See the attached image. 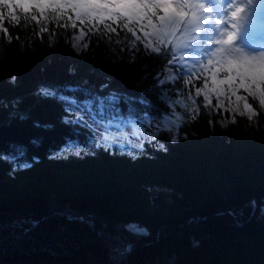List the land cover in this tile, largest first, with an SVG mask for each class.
Listing matches in <instances>:
<instances>
[{
    "label": "trees",
    "instance_id": "16d2710c",
    "mask_svg": "<svg viewBox=\"0 0 264 264\" xmlns=\"http://www.w3.org/2000/svg\"><path fill=\"white\" fill-rule=\"evenodd\" d=\"M25 2L0 0V102L19 100L29 117L10 120L0 106V154L22 143L31 165L13 172L0 160V264H264V110L250 97V85L236 94L257 113L251 120L206 94L210 82L199 70L207 60L193 61V54L175 48L183 6L166 3L164 13L150 6L147 22L88 13L81 25L76 17L89 9L79 11L76 0ZM159 18L177 19L178 28L169 35ZM100 19L116 32L100 31ZM89 22L98 30L89 31ZM121 24L142 38L140 51L125 40L135 37ZM81 28L85 39L76 49L72 37ZM168 57L187 74L177 77ZM158 73L169 83L158 85ZM65 85L100 95L143 94L151 107L137 104L136 119L169 113V100L189 93L196 111L184 118L175 141L172 132H162L135 158L103 148L56 158L66 138L88 145L62 123L59 103L36 95L41 86ZM120 108L127 115L123 102ZM132 225L143 232L130 231ZM119 248L130 251L119 256Z\"/></svg>",
    "mask_w": 264,
    "mask_h": 264
},
{
    "label": "snow or ice",
    "instance_id": "6c2138e0",
    "mask_svg": "<svg viewBox=\"0 0 264 264\" xmlns=\"http://www.w3.org/2000/svg\"><path fill=\"white\" fill-rule=\"evenodd\" d=\"M11 7V5H9ZM25 11L28 10L27 6L22 5ZM168 7H165V11H167ZM201 7H203L201 5ZM88 12L83 13V17L78 14L76 19L80 21V24L83 25L85 23V19L88 16ZM236 13H233L235 16ZM13 20H16V16L11 17ZM33 20L36 17H32ZM71 19V18H69ZM109 19H112L109 17ZM90 23L89 31L98 30L94 24ZM99 24L104 25L103 29H99L102 32H116V28L112 27L111 24H105L103 19L98 21ZM175 21H169V24H173ZM249 23V18L247 23ZM67 26V25H65ZM72 28H77V24L75 21L70 25ZM122 28L126 29L128 32H131L135 37V40H132V37H125V40L132 42V48H136V43L140 41L142 38L140 36H136L135 32L132 28H129L127 24H121ZM6 31V30H5ZM41 31H47L46 28H42ZM217 24L211 23L206 30L201 35L193 36L192 42H190L187 47L184 49L186 55H190V58L195 61V57L199 56L203 59L202 53L209 52L211 50V46L213 45V41L215 36L217 35ZM53 35H55V31H53ZM61 35H66L61 33ZM12 37H8V42H11ZM72 47L79 49L81 47V41L85 39V29L81 28L78 33L74 34ZM232 37L229 34V39L225 41V43H229ZM118 41H113V43H117ZM150 46V45H149ZM84 49H87L88 44L84 43L82 45ZM124 49L121 48V51ZM137 51L141 49L136 48ZM129 51H131L129 49ZM146 55H150V53H145ZM167 57V53H165ZM134 58V57H133ZM168 63L175 66V74L177 77H183L185 74V69L183 65L175 59L168 57ZM15 77H12V82H15ZM157 83L160 86H163L169 83L168 78H163L162 73L157 74ZM174 79V78H173ZM243 80H241V85L243 86ZM104 87H107L105 85ZM37 96L42 97L44 99H51L59 103L63 109L64 115L62 117V123L69 128H71L72 134L74 136L83 135L85 138V142L88 144L89 149L95 147H104L105 149H111L113 147L118 148L121 152H127L129 156L135 158L134 153L140 152L142 154V149L145 141L151 142L155 140L157 135L162 132L171 133L173 129H178L180 124V115L175 112V104H179L180 101L173 102V110L169 113H165L161 116H153L150 117L145 114L142 118L136 119L137 108L136 105H142L145 107H151L150 104L147 103L146 99H144L143 94L141 97H131V96H122L115 92L109 93L108 95H100L97 94L94 90L85 89L82 87H72L69 85H65L63 87L56 86H41L37 93ZM255 95V93H253ZM162 101L168 100V95L165 93L160 96ZM124 103L127 106V115H124L121 111L120 105ZM20 103L19 100H13L9 102H0V106L8 112V118L10 120H19L25 121L29 117L26 113H23L17 107ZM260 105H264V94L261 95V99L259 101ZM244 108L246 113L248 114V119L251 120L253 116L257 115L251 105L247 102L244 104ZM195 118V117H193ZM235 122V121H233ZM34 127L36 128H48L49 125H41L40 123H34ZM127 129L130 131V136L124 134V130ZM147 129V133L145 132ZM116 133H120L116 135ZM172 140L175 141L176 137L172 136ZM32 145H38V139H32L30 141ZM159 148L163 149V144L157 145ZM81 147L78 140L66 138V144L59 151L54 153V157L60 158L66 156L68 154L74 153L75 155L81 154ZM27 147L22 143H10L8 145V151L0 154V160L6 161L12 165V171L15 172L20 169H27L31 167V165L26 160ZM129 230L135 233L143 232V229L138 228L135 225L129 226ZM130 249L128 248H119L116 250L117 255L123 256Z\"/></svg>",
    "mask_w": 264,
    "mask_h": 264
},
{
    "label": "rangeland",
    "instance_id": "374dc122",
    "mask_svg": "<svg viewBox=\"0 0 264 264\" xmlns=\"http://www.w3.org/2000/svg\"><path fill=\"white\" fill-rule=\"evenodd\" d=\"M27 1L25 2V5L30 4L31 2L38 3L42 0H22ZM50 1V0H46ZM101 2L99 6H97L96 2ZM76 0V6H78L79 11L82 7H87L89 9L90 14H96V13H103L104 15L111 16L112 14H118L121 16H124L127 19H133V20H146L148 21V18L145 16V9L150 10V4L153 3V6L161 7V10L163 11L162 7L166 6V3H168L170 6L180 9L181 8V2L182 0ZM188 1V0H186ZM191 1V0H189ZM188 1V2H189ZM195 2L201 3L205 6L203 9V18H200L199 14H195L193 11H191V8L194 9L196 6H187L186 8V16L182 25V29L184 28V37L186 40L182 42L181 39L177 37V40L175 41V48L177 50H184V48L187 47V45L192 42V37L197 36L196 34H192V31H197L198 35H201L203 32H206L209 25L211 23L217 24V30L218 35L223 36L224 39L220 40L217 38H214L213 45L216 43H219L217 45V50H210L209 52L203 53L202 55L204 57H208L206 59L207 65L212 66L207 68L204 67L201 71L203 75H205L210 82V84L206 85L205 91L206 94L209 97H214L217 100H219V97L221 98L220 102L222 100L226 101L225 105L226 108L230 113L234 114H243L248 117V114L246 113V110L244 108L245 102H247L244 99V96L236 94V91L238 89H241L246 84L247 86L250 85L252 90L249 95L254 100H256V105L258 106V109L264 110V105H260L259 101L261 99V95L264 94V52H261V50H258L259 46L257 43L253 41L254 38H252L253 34H256V32H259L261 30H264V20L258 23V18L264 17V3L261 2V0H231L228 4V10L225 12L223 11V1L220 0H193ZM71 2V1H70ZM149 4V5H148ZM209 5V6H207ZM199 9V8H198ZM254 9L255 12L252 10ZM215 12L219 13V15H216ZM233 13H236L235 16H233ZM111 14V15H110ZM100 15V14H98ZM259 15V16H257ZM249 18V23H247V20ZM161 19V18H159ZM162 20V19H161ZM173 21V18H171ZM226 21V24H223L222 22ZM163 28L170 27V34L173 30H176L177 26V19L175 20V23L170 25L169 23L165 22L164 20L161 21ZM246 22V23H244ZM252 33H250L251 31ZM151 34L153 37L162 38L161 35L158 32V29L155 28L150 29ZM229 34H231V37L235 43L232 46L225 45V41L229 39ZM173 36H171L172 38ZM254 37V36H253ZM174 38H176L174 36ZM249 38V39H248ZM212 47V46H211ZM177 54L179 51L176 52ZM182 54V52L179 53V57ZM200 62V61H198ZM219 65H218V64ZM246 68V69H245ZM256 70L252 71V73L249 70ZM217 75H220V77H216ZM249 80H248V79ZM241 80H243V86L241 85ZM250 81V84H249ZM263 83L262 87H259L260 83L257 84V82ZM255 93V95H253ZM205 96V93L203 94ZM231 95V96H229ZM195 94H185V95H178L174 98L170 99L168 104L170 106V112L173 110V102L174 101H180L179 104H175V112L180 115V121L179 124L181 125L182 121L185 117H191L194 112L196 111V100H195ZM219 102V103H220ZM249 104V103H248ZM250 105V104H249ZM254 111V109H253ZM264 112V111H263ZM254 116L252 117V119ZM140 119V118H138ZM147 129H145V132L147 133ZM178 129H173L172 133L173 136L176 137V132ZM120 133H116V135H119ZM124 134L130 136V131L125 129ZM152 140L151 142H153ZM145 143H150L147 140ZM144 143V144H145ZM82 151L81 154H84L88 151H93V149H97L95 147L89 149V146H80ZM63 148V147H62ZM61 148V149H62ZM103 148L104 147H99ZM60 149V150H61ZM59 150V151H60ZM110 152L117 151L119 153H125L127 152H121L118 148H111V149H105ZM58 151V152H59ZM90 153V152H89ZM80 154V155H81ZM140 152L134 153V155H139ZM69 155H75L74 153L68 154L63 157H67ZM128 155V154H127Z\"/></svg>",
    "mask_w": 264,
    "mask_h": 264
}]
</instances>
